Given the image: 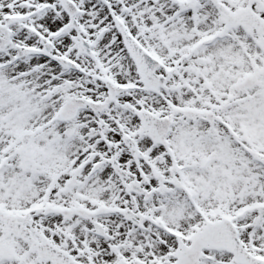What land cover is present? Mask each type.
Wrapping results in <instances>:
<instances>
[{
    "label": "snow or ice",
    "instance_id": "snow-or-ice-1",
    "mask_svg": "<svg viewBox=\"0 0 264 264\" xmlns=\"http://www.w3.org/2000/svg\"><path fill=\"white\" fill-rule=\"evenodd\" d=\"M0 264H264V0H0Z\"/></svg>",
    "mask_w": 264,
    "mask_h": 264
}]
</instances>
